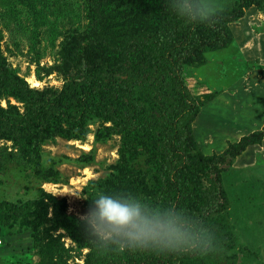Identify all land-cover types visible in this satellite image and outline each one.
Instances as JSON below:
<instances>
[{
  "label": "rangeland",
  "instance_id": "rangeland-1",
  "mask_svg": "<svg viewBox=\"0 0 264 264\" xmlns=\"http://www.w3.org/2000/svg\"><path fill=\"white\" fill-rule=\"evenodd\" d=\"M243 1V16L228 23L231 42L204 53L202 63L188 62L183 71L194 94L206 87L216 92L200 105L191 125L195 158L182 173L185 200L199 218L204 200L220 184L215 197L225 203L201 223L198 253L173 264H264V136L224 163L200 159L221 154L264 126V0ZM238 2L193 0L202 20L229 12ZM164 4L0 0L1 53L29 88L62 95L67 83L62 68L75 67L77 82L120 60L121 51L87 43L92 22L131 60L145 65L136 37L159 25ZM65 54L72 62L64 61ZM113 70L117 76L119 69ZM165 83L163 98L171 100L173 87L168 78ZM159 99L149 86L136 88L134 126L120 127L87 110L82 126L67 123L69 133L54 131L36 144L0 139V264H111L137 256L147 244L173 242L162 194L160 130L146 134L139 126L158 116ZM131 104L121 97L110 108L130 116ZM0 106L25 110L21 99L1 92Z\"/></svg>",
  "mask_w": 264,
  "mask_h": 264
},
{
  "label": "trees",
  "instance_id": "trees-1",
  "mask_svg": "<svg viewBox=\"0 0 264 264\" xmlns=\"http://www.w3.org/2000/svg\"><path fill=\"white\" fill-rule=\"evenodd\" d=\"M244 6L245 1L239 0L233 10L216 11L202 20L193 0H165L159 15V25L155 29L140 31L136 37L137 48L147 61L145 65L131 60L127 50L112 43L101 31L99 22L94 21L90 24L87 43L94 47L110 48L114 53L121 51L120 60L113 59L116 60L115 65L110 63L99 67L77 82L75 76L80 78V72L75 67L71 68L72 71H68L69 67L62 68L59 72L67 83L62 95L53 93L51 97L49 94L52 90H32L24 80L14 76L0 49V92L14 95L25 103L23 114L14 107L0 106V139L18 144H36L49 138L51 132L69 133L70 126L67 123L82 126L87 110L105 116L120 127L134 126L138 107L131 99L136 88L149 86L155 96L161 98L158 100L159 111L155 120L139 126H145L148 131L146 134L152 133V128L160 130L162 169L166 179L162 194L174 240L159 245L147 244L137 252V256L111 264H173L181 256H194L201 245V223L210 214L224 208L225 201L215 197L216 194L221 195L220 184L218 190L213 189L212 195L204 200L202 216L199 218H193L185 200L182 173L195 158L191 155L194 150L191 125L200 105L211 100L216 92L200 80L199 83L207 91L194 94L183 77V71L188 62L202 63L204 53L222 49L231 42L228 23L243 16ZM64 61L72 62L67 54L64 55ZM113 69H119L117 76ZM167 78L174 90L171 100L163 98ZM121 97L128 98L132 103V115H120L114 108H110L114 100L119 101ZM263 136L264 126L242 137L237 144L230 145L219 155L199 157L224 163L226 156L236 157L246 145L260 141ZM215 169L217 171L216 166Z\"/></svg>",
  "mask_w": 264,
  "mask_h": 264
},
{
  "label": "bare ground",
  "instance_id": "bare-ground-1",
  "mask_svg": "<svg viewBox=\"0 0 264 264\" xmlns=\"http://www.w3.org/2000/svg\"><path fill=\"white\" fill-rule=\"evenodd\" d=\"M37 82V81H36ZM36 85V84H35Z\"/></svg>",
  "mask_w": 264,
  "mask_h": 264
}]
</instances>
